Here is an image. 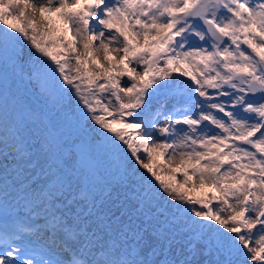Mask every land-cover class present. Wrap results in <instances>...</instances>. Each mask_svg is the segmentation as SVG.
I'll return each instance as SVG.
<instances>
[{
  "label": "rangeland",
  "instance_id": "obj_1",
  "mask_svg": "<svg viewBox=\"0 0 264 264\" xmlns=\"http://www.w3.org/2000/svg\"><path fill=\"white\" fill-rule=\"evenodd\" d=\"M183 1L181 8L169 7L178 18L172 26L159 20L157 12L144 13V1L118 0L113 6H105L117 25L100 28L93 24L88 31V21L84 19L87 15L80 16L81 12L95 3L103 6L105 0H0L8 5L20 28L19 36L10 42L18 51L16 58L7 40L0 43L6 59L0 73V106L4 102L1 110L10 119L5 125L0 115V222L15 224L33 214L29 210L28 214L9 217L3 212L14 209L12 200L4 199V194L18 196L24 191L29 195L26 204L38 205L44 215L55 219L62 232L75 238L67 241L57 235L58 227H45L67 252L80 250L87 260L82 264L263 263L264 253L257 250L261 244L252 240L257 227L264 240V214L260 220L255 218L261 199L254 201V196L259 194L252 195L247 209L239 207V203L246 193L256 189L264 197V186L260 185L264 164L246 149L235 147L227 151L226 168L216 170V161L221 157H216L215 149L227 140V135L220 142L215 136L210 141L197 142L187 130H178L170 132L176 137L166 142L161 140L162 131L146 134L150 130L148 121L145 120L146 132H139L135 125L142 115L158 117L157 104L164 102L168 108L169 101L183 96L185 86H190L193 96L200 100L178 113L216 106L208 99L214 101L219 81L206 54L187 40L198 38L199 33L193 27L183 28L188 6V1ZM223 1L234 10L232 22L207 14L202 18L222 37L221 52L237 73L239 85L246 83L239 89L249 92L251 88L252 96L260 97L261 89L264 95V77L252 70L246 48L264 55V31L259 27L264 24V0ZM235 19L239 23L232 24ZM149 28L168 34L163 41L170 46L164 49L160 45L155 51L147 47L153 40L143 38ZM229 36L246 40L243 53L231 59L225 56ZM35 37L51 41L59 52L54 62L43 63L38 56L31 63L33 68L27 70L26 59L35 55ZM152 52L156 55L150 72L139 69L145 66L143 56ZM53 67L58 69V75L43 78L42 70ZM16 68L26 76L27 85L18 92L11 89ZM69 70L74 75L72 83L61 79ZM207 70L209 74L204 73ZM191 72L200 73L204 80H217L216 85L206 82V87L197 86L187 75ZM178 73L183 74L181 82L185 85L168 84ZM83 75H90L85 84L81 82ZM150 102L154 108L147 110ZM70 104L73 109H69ZM251 105L249 99L247 106ZM118 109L126 112L118 113ZM135 109L140 115L134 114ZM53 111L63 119L62 123L53 122L60 134L57 142L46 129L47 114ZM165 118L161 125L157 123L160 129ZM74 123L78 128L72 126ZM235 127V132L227 134L243 138L240 132L246 130V135H251V128L245 129L242 124ZM87 130L93 145L86 142ZM263 136L264 132L257 136L259 142L249 143L264 149L260 144ZM212 155L216 159L210 162L211 168L209 161L200 166ZM189 156L193 160L186 166L183 161H188ZM52 170H58V176ZM252 173L259 175L250 176ZM242 177L246 180L241 183ZM214 179L218 182L212 183ZM239 182L240 188L236 186ZM252 186L254 190H250ZM68 217L70 221H66ZM38 224L43 223L30 221L26 225ZM37 228L47 234L44 228ZM85 236L86 240H79ZM0 262L9 264L7 259Z\"/></svg>",
  "mask_w": 264,
  "mask_h": 264
},
{
  "label": "bare ground",
  "instance_id": "obj_2",
  "mask_svg": "<svg viewBox=\"0 0 264 264\" xmlns=\"http://www.w3.org/2000/svg\"><path fill=\"white\" fill-rule=\"evenodd\" d=\"M141 1V0H139ZM203 0H188V9L186 8V11H191V8L195 5V4H201ZM206 1V14L208 16L210 15H215V18H218V19H222V20H226L227 18H225L221 13V11L223 12V14L225 13V10H223L222 8H218L215 4L212 5L211 3H208L207 0H204ZM218 1V0H217ZM53 3H55V1H53ZM184 5V1L183 0H171L170 1V6L171 7H183ZM105 6L107 7V3L105 2V4L103 6H97V4L95 3L93 5V7L87 9L86 11H82L80 16H83V14H86L87 16L84 17V19H86L88 21V31H89V28L91 27V25H97L100 27V28H103V26L105 25H108V24H112V25H117V21L115 20H112L110 18V13L107 12ZM234 12V11H232ZM234 14V13H233ZM187 16V15H186ZM177 19V17H174ZM229 19L228 20H231L230 17H228ZM251 23H253V20L251 21ZM261 28L262 31H264V24H261L259 26ZM97 28L94 30L96 31ZM240 32V31H239ZM94 34H96V32H94ZM168 34L166 33H163V32H157V30H155L154 28H149L148 30H145L144 31V35H143V38L144 39H149L151 37H153V40L151 43H148L147 47H151L153 49V51H155L154 48L156 47H159L160 45L163 46L164 49H167V47H169V43L163 41L164 38L167 37ZM105 34L102 33L101 37H104ZM218 38L220 39L221 41V36ZM230 38H233L232 36ZM198 42V41H196ZM155 55H156V52H152L149 56H143V62L145 63V66L144 67H141L139 69H142L146 72H150V63L152 61L155 60ZM261 57H263L261 55ZM134 64L136 65H139V62H134ZM156 65V68H159V65L157 63H155ZM200 68H203V67H200ZM252 68V67H251ZM167 68H165L164 70L166 71ZM162 71V73H164L165 71ZM156 71V70H154ZM205 74H209L208 73V70L207 72H204ZM188 76H190V80L191 81H195L197 82V86H202V87H206L207 84L206 82H208L209 85H216V80L213 79V80H210V79H203L202 75L197 72H195V75L193 72L191 73H188L187 74ZM196 76V77H195ZM183 74H180L178 73L177 77H174L172 78L173 80V83L171 82H168V84H173V85H181L183 86L184 84L181 82V80L183 79ZM235 77V80L238 79V75L235 74V76H233V78ZM194 78V79H193ZM197 79V80H195ZM237 83V81L235 82ZM189 84V83H188ZM245 82L244 83H240V87L241 88H245ZM127 85V83L125 84ZM191 86H193V84L191 83L190 84ZM187 89H189V87H185ZM249 92L252 93V90L249 89ZM230 98H232V100L230 102H232L234 105L231 107V106H226L224 105V103H220L219 100H215L214 101L212 99H208V102L209 103H212V102H216V106L211 108V110H208L207 108H205V106H203L202 108H200V111H199V115L198 116H194L192 114H185V113H180V116H178V119H182L185 121V123L188 124L187 128L188 127H191L193 129L196 130V135L192 134V137L195 138V140L197 142H202V141H210V137L215 135L214 133L216 132V129L214 130H210L209 128V124H214L217 128H220V129H223V130H228V131H234L236 130L235 127H221L222 125H224V121L221 119V117L218 118L217 115H221V111H229L230 113H226L225 115L229 116V119L231 118V115H232V111L233 109H239L238 112H243V111H246V113H252L253 111L254 112H261V106L259 107V109L257 108L258 107V101H262V98L263 96H260V97H256V98H252L251 99V107L249 108L247 106V104L245 103L246 99H248V97H245L243 95V93H241L240 91H234L231 95H230ZM192 99V102L193 103H197L200 98L198 99L197 97H191ZM250 99V98H249ZM174 101V100H172ZM164 102H160L157 104V106L155 107V110L158 111L160 110V112L158 113V117H156L155 115L152 116L151 118H148L146 117L145 115H142L140 116V119L136 121L135 125L136 127L138 128V131L139 132H146V127H145V120L149 122V126H150V130L146 132V134L149 136L150 135V132L153 131V132H160L162 131L163 127L165 126L164 123H163V127L160 129L159 126H157V123H159L158 125H161V122H162V118L166 115V108L165 106L163 105ZM139 106V103L136 104V107ZM154 108V103L153 102H150L148 103V105L146 106V109L147 110H152ZM230 108V109H229ZM195 109H198L197 107ZM216 112V114H213V112ZM118 113H123V112H126V111H123V110H120L118 109L117 110ZM134 114L136 115H140V111L138 109H135L134 111ZM264 115V113H263ZM244 122V121H243ZM242 122V123H243ZM176 125H179V123H173L171 124L169 127L166 125V128L165 130L168 131V132H171V131H177L178 129L176 128ZM244 127L245 129L248 128L250 129V133H251V136L247 137L246 135V130L245 131H241L240 132V135H244V139H247L248 142L249 141H252L254 142L255 140L257 142H259V137H257L260 133L264 132V128L260 130V132H256L255 133V128H256V125L257 124H253L252 121H249L248 123L245 122L244 124ZM253 125V126H252ZM186 128V129H187ZM185 129V128H184ZM255 133V134H254ZM168 134V133H167ZM234 136L233 134H228V136ZM168 137V142L173 140L176 136L175 134L173 136H166ZM241 139V138H240ZM262 140H264V136L262 137ZM260 144H264V142H261ZM226 145H228V143H226ZM219 147H223L221 144L215 149L217 151V149ZM207 149V148H205ZM208 151H210V149L208 148ZM234 153V152H233ZM231 154V153H230ZM226 156V153L225 151L223 152V155L222 157ZM215 155H212L210 156V161L208 163V166L209 168H211V161L214 159ZM235 157H238L237 155H235ZM188 161H183V164L186 165V166H189L191 164V160H193V156H189L188 157ZM222 159L219 158L216 163L218 161H221ZM236 161H238V159H235ZM211 162V163H210ZM207 164V163H206ZM200 166H205L204 163H201L200 162ZM217 169V167H216ZM219 179V178H218ZM218 179L217 180H213L211 181L212 183H215V182H218ZM243 180H246V178L242 177V178H239V181H243ZM255 179H252V183H254ZM239 182V184H237L236 186H238V188L241 187V183ZM249 182V183H251ZM261 183V184H260ZM260 185L264 186V181L261 180L260 181ZM23 191V189L21 190ZM251 195H258L259 196H254V201H257L259 199H261V201L263 202L264 201V198L262 197L261 195V192L258 191L257 189L253 192L250 193ZM29 195H26L24 194V191L23 192H20L18 196H12V194H4V199H8V200H12V204L14 205V209L13 210H8L7 209H4V213L5 214H9L10 216L9 217H13L15 215H25V214H28V211L29 210H33V214L32 215H27V217H25L24 221H18L16 222L15 224H11V223H8V222H5L3 221V224L6 225V227L8 228V231H9V234L10 235H14L15 234V231L16 229H23L25 231L28 230V226H26L27 223H29L30 221H38V220H41L43 224H39V228L40 227H43V228H55V227H58L60 230L56 229V233L57 235L59 236H62L63 239L67 240V241H75V238L72 237L69 233H64L62 231H64L62 228H60L58 226V223H56L55 219L52 217V218H48L46 215H44V211H41L40 208L38 207V205H33L32 203L31 204H26V199L28 198ZM66 221H70V218H66ZM31 232L33 234H39L38 232L40 231L39 229L37 230V228L34 226H32V228L30 229ZM47 232V235L43 236V238H45L46 240H48L49 242H51L53 245L55 246H58V247H63L62 245V242L57 239L55 237V235L51 234L49 231L45 230ZM30 232V231H29ZM261 232V229L260 227H257L256 228V232L254 234V238L252 239L254 242L256 243H259L261 244L260 246H258L257 250L261 251L262 253H264V240L261 239L259 233ZM84 233H86V231H84ZM87 235H89V232L86 233ZM88 237L85 236L79 240H86ZM251 250V249H250ZM80 250H78V252L76 253V258L78 260H80V263H85V258H83L80 254H79ZM263 257V263L264 264V256ZM9 260V258H8ZM1 264H4V262H1Z\"/></svg>",
  "mask_w": 264,
  "mask_h": 264
},
{
  "label": "trees",
  "instance_id": "obj_3",
  "mask_svg": "<svg viewBox=\"0 0 264 264\" xmlns=\"http://www.w3.org/2000/svg\"><path fill=\"white\" fill-rule=\"evenodd\" d=\"M19 31H20L19 25L16 23L15 19L12 17L10 8L8 7V5L0 2V43L2 42V40H7L8 41L7 43L10 44V42L14 41V39L19 36ZM26 43H25V45H26ZM34 47H35V55H33L32 57H31V55L28 56V59H26V61H25L27 70H31V68H33L31 63L34 62L35 58H38V56H40V59L43 61V63H45V61L46 62H54L56 60L58 52H59V48L56 47L51 41H49L47 39L43 40L41 38L38 39L37 37H35ZM54 50H56L55 51L56 53H53ZM10 51L12 52V56H14V58H16V56L18 55V51L16 50L15 45L10 44ZM5 60L6 59L4 57L3 51L0 48V73L2 71V68H3L2 66H3V63ZM14 63H17V61L15 60ZM16 67H18V66H16ZM42 71L43 72H41L40 74L43 75V78H45L49 74H53L54 76L58 75V69L56 67H53L52 69H50V68L44 69ZM73 77H74V75L72 74L71 70H69V72L66 73V78L61 76V79H63L64 81H69L72 83ZM80 77L82 79V81H81L82 84H85L87 81L90 80V75H83ZM12 78H13V80H12L13 85L11 86L12 87L11 89L18 92L19 90L23 91L27 88L26 76H23V73L19 68H16L15 72L12 75ZM9 101H10V103H12L14 108H17L16 105H14L16 103H13L12 100H9ZM7 105H8V103H7ZM3 106H4V102L0 106V115H1V120L3 121V124L6 125L10 122V119L8 116L4 115L3 109L1 110V108ZM69 109H73L71 104L69 106ZM66 115L67 116L70 115V118H74V117H72L74 115L69 114L68 112H66ZM103 117H106V115ZM17 119H19V117H17ZM47 120L51 126V129L55 133V135H60L56 131V129H58V128H57V126H55L53 124V122L62 123L63 119L60 117L58 118V116L53 111V112H49V114H47ZM72 126L75 128H78V126H76L75 123L72 124ZM84 136L88 137V140L86 142L90 145H93L92 143H90V139L92 138V135H90L89 130L84 132ZM14 139H18V137L15 136ZM54 142H56V139H54ZM83 144H86V143L83 142ZM79 148H81V147H79ZM58 172H59L58 170H52L51 171V173L55 174L56 176H58ZM60 178H63V176H61ZM211 238L213 239L212 235H211Z\"/></svg>",
  "mask_w": 264,
  "mask_h": 264
},
{
  "label": "water",
  "instance_id": "obj_4",
  "mask_svg": "<svg viewBox=\"0 0 264 264\" xmlns=\"http://www.w3.org/2000/svg\"><path fill=\"white\" fill-rule=\"evenodd\" d=\"M196 17H197L196 19L198 20V22H199V23H201V24L205 25V24H204V22H203V21H202V20L199 18V16H198V15H196Z\"/></svg>",
  "mask_w": 264,
  "mask_h": 264
}]
</instances>
